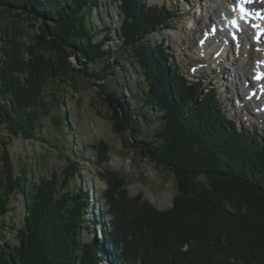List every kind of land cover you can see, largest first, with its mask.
Here are the masks:
<instances>
[{
  "label": "trees",
  "instance_id": "trees-1",
  "mask_svg": "<svg viewBox=\"0 0 264 264\" xmlns=\"http://www.w3.org/2000/svg\"><path fill=\"white\" fill-rule=\"evenodd\" d=\"M110 7L117 13L109 17ZM174 11L150 0H0V130L7 140L40 141L49 111L43 99L47 83L61 87L60 106L67 103L62 91L85 75L112 111L113 133L134 141L139 158L176 183L172 208L158 213L140 196L129 198L127 180L107 169L108 146L91 145L106 189L99 216L87 221L88 196L71 189L78 160L32 182L26 169L14 173L9 143L3 141L8 189L0 194V264H264V132L240 127L218 101L215 85L189 81L164 39H150L153 32L173 28ZM108 42H116V49ZM97 63H104L99 70L92 68ZM116 66L124 79L120 92L131 88L133 97L108 86ZM140 121L156 127L144 131ZM16 192L24 198L23 216L8 237L5 228H13L4 220L6 204ZM179 221L189 232L172 244L165 235L169 230L174 235ZM173 245L176 261L165 263L160 253Z\"/></svg>",
  "mask_w": 264,
  "mask_h": 264
},
{
  "label": "rangeland",
  "instance_id": "rangeland-1",
  "mask_svg": "<svg viewBox=\"0 0 264 264\" xmlns=\"http://www.w3.org/2000/svg\"><path fill=\"white\" fill-rule=\"evenodd\" d=\"M157 2H162L173 11L175 10V16L171 22L173 28L153 32L155 36H151L150 39L153 42L164 39L173 61H175L180 71L188 77L189 81L202 82L204 84L203 88L206 86L211 88L212 85H215L218 101L223 104L228 116H232L239 121L240 127L245 126L249 131L257 129L260 132H264V98H262V102L259 97L251 94V99H247L249 94L246 86L253 81L251 71H249L251 60L248 57L245 58L237 51L236 43L225 48L227 51L225 50L226 52L223 53L221 61L219 60L217 64L214 61V58L218 57V54L214 52L215 49L210 51V53H199V47L203 46L208 39L206 31L210 34L211 30L209 27L218 23L216 20L222 9L221 7H225L222 1L150 0V3ZM105 5L108 6L107 3ZM217 6L219 9H217ZM100 11L103 12L104 8L101 7ZM107 11L109 17V12H112V14L117 13L116 9L111 7ZM93 13L99 17L98 10ZM105 17L106 23L111 25L110 18L107 15ZM221 19L227 22L224 17ZM91 23L97 29L101 28L96 21ZM115 24H113L114 28H116L117 22ZM262 24L264 25V23ZM32 25V23L24 22V27L31 34H35L36 27L33 28ZM219 33L222 32L219 31ZM223 36L226 37V32L223 33ZM101 37V35H98L96 39ZM248 39L250 42L252 36L249 35ZM209 43L210 46L216 48L223 46V43L217 42L215 39H208L206 45H209ZM107 45L111 50H114L117 44L116 42H108ZM241 48L239 51H242V54L243 52L245 53V46H241ZM71 61L76 67H82L77 60L71 59ZM103 64L97 63L92 68L99 70ZM116 72L117 76L109 78L107 84L112 89L120 92L119 87L124 79L121 77L122 70L118 66H116ZM77 77L75 86L66 87L62 91L65 94L67 103H61L60 106V102L56 101V99L60 95L58 90L61 87L55 82L47 83L43 92V99L47 103L49 111L42 119L41 132L37 134L41 139L40 141L30 143L20 138L11 137L9 142L5 132L0 130V194L4 192V188L8 189L7 177L3 172L5 160L3 158L2 142L6 141L9 143L8 149L14 173L20 174L21 169H26V177L32 182L38 183L41 176L48 177L51 171L59 172L68 164V160H78L80 168L78 176L76 175L74 178L75 181L71 182V189L75 187L81 188L87 194L88 197L86 198L90 201L85 217L87 221L92 219L94 215L96 217L99 216V211L104 207L100 194L106 189V185L98 176L99 167L95 165V151L91 148V145L103 142L109 148V161L106 167L127 180L124 189L129 198L140 196L142 200L148 201L158 213L171 209L176 193V183L173 177L148 160L140 159L131 145L134 141H127L124 136H117L113 133L108 119L112 111L103 101V97L99 94V89L92 86V83L87 81L85 75H78ZM134 78L136 77H129L130 80H134ZM134 81L137 82V78ZM120 93L126 99L127 97H133L131 88L128 91L126 89L124 93ZM130 104L135 105V100H131ZM67 110H69V116L65 117L64 112H67ZM61 119L63 120L59 123ZM140 122L143 130L147 132L156 127L142 123V121ZM23 203L24 198L20 193L16 192L10 195L9 202L6 204L9 212L5 215L6 218L4 220L13 229L5 228L3 235L13 237L14 231L12 230L19 228V223L23 216ZM186 220L191 224L193 223L190 217H187ZM183 224V221L175 223L173 225L177 227L175 234H170L169 230L168 237L165 235L166 240L172 244L174 242L178 243L180 240L178 239L179 236L183 232H189L190 227L186 228ZM92 238L93 236L89 234L87 239L92 240ZM190 245H192V242H190ZM170 247L172 248L168 247L167 250L160 253L161 259L165 263H169L170 260L176 261L174 257L179 252L176 246ZM181 247L184 250H188L189 244ZM106 249L108 250L107 259H110V249ZM193 259L184 258L185 261L189 260L190 262Z\"/></svg>",
  "mask_w": 264,
  "mask_h": 264
},
{
  "label": "bare ground",
  "instance_id": "bare-ground-1",
  "mask_svg": "<svg viewBox=\"0 0 264 264\" xmlns=\"http://www.w3.org/2000/svg\"><path fill=\"white\" fill-rule=\"evenodd\" d=\"M211 1V0H210ZM217 1H222V3L225 5V7H221L222 9L220 10V14L218 16V19L216 20L218 23L217 25H214V27H218V32L221 31L222 33L226 32L230 35L231 34V29H230V25L232 26V19L236 18L240 21L239 26H245L246 29H244L240 34L236 33L233 34V36H242L241 39L238 37L237 41L238 43L237 45V51L242 55L248 57L249 60H251V63L249 64V71H251V76L252 77H256L257 73H264V67L262 66L264 63V36H261V39L259 40V42H255L254 39H252L249 42V35L253 34V37L258 34V31L260 29H264V26L261 23V26L259 28H257V30H250V24L249 22H245V20L241 19V14L238 11V0H217ZM248 7H251L252 9H254L255 11H259L264 15V6L262 5V0H254L253 3L246 5ZM218 7V6H217ZM219 9V7L217 8ZM222 17H224V19H226L227 21V25L225 24L224 21H222ZM217 18V17H216ZM264 21V19H262ZM238 26V27H239ZM210 28V27H209ZM211 29V28H210ZM217 32V35H219ZM216 35L214 32V35H210L209 39H215ZM207 43V42H206ZM205 45L199 47V53L201 52L202 54L204 53H210V51H214L215 49V54H218L217 58H214L216 64L219 63L218 61L222 59L223 53H225L227 50L225 49L226 47L228 48L229 45H231V41L228 40L226 41L222 47L216 48L213 46L209 45ZM241 46H245L246 51L245 53L243 52V54L239 51L241 50ZM241 48V49H240ZM226 50V51H225ZM246 89H248V93L250 91H254V95L255 97H259L260 100L263 102L264 98V79H262L261 81H255V82H251L250 84H248L246 86ZM264 103V102H263Z\"/></svg>",
  "mask_w": 264,
  "mask_h": 264
},
{
  "label": "snow or ice",
  "instance_id": "snow-or-ice-1",
  "mask_svg": "<svg viewBox=\"0 0 264 264\" xmlns=\"http://www.w3.org/2000/svg\"><path fill=\"white\" fill-rule=\"evenodd\" d=\"M253 2H254V0H238V9L241 13V19L245 20V22H247V18H249V17L252 19H256V18L264 19V15H262L260 13L249 12L246 9L245 6L248 4H251ZM232 23H233V26H235V21H233ZM255 27H258V26H255ZM261 36H264V29H260L258 31L257 42H259V39ZM256 79L257 80L264 79V73H257Z\"/></svg>",
  "mask_w": 264,
  "mask_h": 264
},
{
  "label": "water",
  "instance_id": "water-1",
  "mask_svg": "<svg viewBox=\"0 0 264 264\" xmlns=\"http://www.w3.org/2000/svg\"><path fill=\"white\" fill-rule=\"evenodd\" d=\"M75 60V59H74Z\"/></svg>",
  "mask_w": 264,
  "mask_h": 264
}]
</instances>
